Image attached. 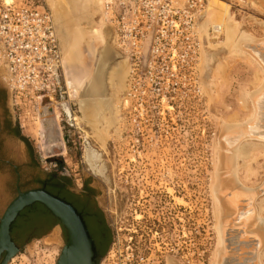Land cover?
Returning <instances> with one entry per match:
<instances>
[{
	"label": "rangeland",
	"instance_id": "374dc122",
	"mask_svg": "<svg viewBox=\"0 0 264 264\" xmlns=\"http://www.w3.org/2000/svg\"><path fill=\"white\" fill-rule=\"evenodd\" d=\"M22 1L25 4L32 1L43 4L53 16L54 24L58 23L55 30L59 36L64 65L68 70L64 66L69 96H65L64 100L57 98L53 104L44 99L38 106L24 101L16 104L14 98L6 93V106L40 172H65L72 180L89 179L93 182L98 204L106 216L110 230V244L102 264H218L222 248V213L216 188L219 177L217 170L223 157L219 137L225 127L230 129L252 119L236 123L244 120L247 115L242 102L244 92L253 89L247 97L250 102V98L264 85L262 81L254 89L255 67L228 55L227 59L225 55L228 52L225 49L213 51L208 48L210 43L216 44L223 39L222 33L218 39H209L207 47L202 50L210 55L209 59L205 60L201 53L198 67L201 103L195 104L192 109H174L169 116L164 115L159 120H148L145 117L140 128L135 129L129 125L121 107V100L127 89V62L125 87L114 101L119 106L120 119L115 124L117 132L113 125L114 128L112 126L109 129L108 140L102 147V142L100 145L98 141L102 135V124H94L95 129L91 119L81 115L78 96L90 75L92 76L91 71L98 68L99 57L106 51L114 52L111 55L113 54L115 62L125 60L116 45L114 29L105 14V4L109 0ZM231 1L224 0V4L217 5L226 9L225 4ZM233 1L238 5V10L233 8L229 12L227 8L226 16H231L254 39H263L264 0H260L262 6L258 5L259 0ZM62 4L66 6V10L62 8ZM75 7L76 14L73 15L71 12H75ZM233 12L235 16L232 18ZM66 13L72 15L71 18L69 15L65 16ZM217 13L220 15L219 11L207 9L202 23L205 24L204 31L218 25L219 17L214 16ZM66 17L70 20L72 17L76 18L75 21L72 19L74 26ZM219 26L222 31V22ZM85 42L87 46L92 45L94 58L87 74H79L71 69L69 61L74 58L80 61L84 59L87 47L84 46ZM106 44L108 46L104 48ZM98 53L100 56L96 59ZM223 56V64L217 66L216 63H220L219 58ZM67 72L73 79L70 84ZM1 75L0 69V87L4 88ZM214 77L219 81L213 85L208 83L210 87H207L206 80L210 81ZM107 89L109 96L111 88ZM103 100L98 98L99 102ZM92 102L93 99L90 103ZM65 105L71 107L69 121L62 112ZM45 114L50 116L57 129L58 140L53 147L41 125L47 122ZM22 149H16L17 153L22 152ZM237 153L233 170L236 181L246 188L260 182L252 188L256 189L264 181V170H260L264 166L263 159H257L258 164H253L258 171L257 176L243 184L237 177ZM89 154L98 155L100 173L89 165ZM14 198L10 197V202ZM176 199L182 200V203H178ZM257 224L258 222L256 226ZM62 246L63 242L56 228L50 235L25 242L8 264H55Z\"/></svg>",
	"mask_w": 264,
	"mask_h": 264
},
{
	"label": "built area",
	"instance_id": "2783aa9c",
	"mask_svg": "<svg viewBox=\"0 0 264 264\" xmlns=\"http://www.w3.org/2000/svg\"><path fill=\"white\" fill-rule=\"evenodd\" d=\"M108 2L107 20L129 64L121 100L129 125L140 128L145 117L159 120L174 109L200 104L201 53L209 39L222 35L219 25L202 29L209 0ZM226 4L229 12L238 10L235 1ZM59 44L53 17L43 4L0 0L1 80L16 104L39 106L44 99L53 104L69 96ZM65 106L69 113L62 112L69 121L71 107Z\"/></svg>",
	"mask_w": 264,
	"mask_h": 264
},
{
	"label": "bare ground",
	"instance_id": "6f19581e",
	"mask_svg": "<svg viewBox=\"0 0 264 264\" xmlns=\"http://www.w3.org/2000/svg\"><path fill=\"white\" fill-rule=\"evenodd\" d=\"M6 1L11 2L12 0H6ZM258 2L260 3L258 4ZM258 2L256 3L259 6L263 5L260 0ZM217 3L224 4L223 1L220 0H209L208 8L209 10L210 9H212V11L216 10L217 12L219 11L220 13V15L217 13L218 15H214V16L219 17L218 25L222 22L223 39L218 41L216 44L210 43L208 48H210V50L212 49L213 51L215 50L220 51L222 49H225L228 52V54L225 55L226 57L227 55L230 58L234 57L238 59L237 61L239 60L244 61L248 65L250 64L253 67H255L254 69L256 71V74L254 76L255 78L254 89H257L259 85L262 83V81L264 82L263 80L264 79V38L258 40H256V38L254 39L247 31L242 30L240 24L235 20L231 19V16L230 17L226 16L225 12L228 8L227 4H225L227 7L226 9H224V8H219ZM62 8H65L66 10V6L65 5L63 6V4H62ZM74 9H76V7L73 8V10ZM70 11L72 10H69V12ZM74 11L75 12H71L73 15L74 13L76 14V10ZM66 15L70 16V14L68 13H66L65 16ZM67 18L74 26V22H72L73 17L71 20L69 17H66V19ZM74 19L76 18L74 17ZM212 19H214V17ZM209 21H208V25H209ZM57 24L58 23H56V25ZM69 25L72 26L70 23ZM204 26L205 24L202 25V29ZM68 28L70 29L71 27ZM204 29H206V27ZM84 46H87V44ZM91 46L92 45H88L86 47L85 50L86 53L83 60L80 61V59L78 60L77 58H74L72 60L70 59L69 61L71 62L70 67L76 73L87 74L88 70L90 69L92 58H94V52ZM107 46L108 44H106L104 48H107ZM109 52L110 51H106L104 54L102 52L103 55H101V57H99L100 56L99 53L97 54L98 56L96 59H98L99 57L98 59L99 62H97L99 66L97 65L98 68L95 66L96 70L93 68L95 70V71L93 70L94 73L91 71L92 76L90 75V78L86 81L85 83L86 85L83 86L84 88L81 90V93H79V96L77 94V96L79 97L78 103L81 109V115L84 118L87 119L90 118L93 125L98 123L102 124L101 126V128L103 129L102 135H100L101 137L98 136L99 137L98 141L99 143L102 142V145L100 143L102 147L106 144V141L108 140L107 138L109 136V129L113 125L115 126V124H117L118 120L120 119V118L118 119L119 106L118 103L114 101L118 99L117 98L118 96L116 95L119 92H121L125 87L124 81L128 71L126 67L127 66L126 58L125 60H119L118 62H115V60L112 59L113 54L111 55V53L114 52L112 51L111 53ZM82 53L84 54V51ZM202 54L205 60L209 59L210 55L207 54L206 51L205 53L202 52ZM60 56H61L63 74H64V81H65V85L67 86L65 80L67 79L65 75V68L67 70V66L66 64L64 65L61 49H60ZM229 57H227V59ZM219 59L221 60V62L216 63L217 66L223 64L225 57L223 56V58L221 57ZM206 69L207 66L205 62L204 70ZM66 74L70 84V80L73 81V79H71L68 76V72ZM217 81L219 80H216L215 77L210 81L206 80L207 83L206 86L210 87L209 84L213 85V83H216ZM107 83L109 85L108 87L111 88L110 91L111 94L109 93L110 94L109 96L107 93L108 92L107 90H109L107 89L108 88ZM251 91H253V89L250 91H245L244 98L242 97L243 99L242 102L246 108L247 115L245 116L244 120L242 121L238 120V122L236 123L241 124L243 121H246L247 119L250 118L252 119L247 123L234 126L233 128L230 129H228L229 127H225L220 135L219 144L223 157H222V162L221 164H219L217 170L219 177H218V185L216 188V194L219 201L221 200L220 206H221L222 214L220 218L221 219L220 238L222 240V248L219 253V261L217 262L218 264H264V181L256 189H252V188L256 187L260 182L256 186H253L255 185L254 183L252 187L249 188H246L244 186L242 187L241 184L238 183V181H236L233 172L234 163L236 161L235 156L238 147H239L237 153L238 163L236 166L237 167L236 170H237V177H239L240 181L243 182V184L244 181L245 182L250 181L252 178L257 176L258 171L253 166L254 163H257L256 160L263 159L264 161V85L259 88L257 93H255L254 96H252V98H250V102H249V98L247 97H249ZM105 93L107 94L105 95ZM98 98L104 99L103 102L102 101L99 102ZM92 99L94 102L90 103ZM246 99H248V101ZM64 109L67 113H69V109L66 108V106ZM45 118L47 119V124L50 125L52 128H54V124L50 116H47V114H45ZM94 128L96 129V126ZM114 130L116 131L117 127L114 128ZM98 132L99 131H97V133ZM94 133L96 135L100 134V132L99 134H97L96 132ZM50 143H55V140ZM97 156L89 154L88 162L89 165L96 172L100 173L101 170L98 165L99 161ZM260 170H264L263 165L261 166ZM219 190L220 192L218 193ZM176 200L178 203L180 204L182 203V200L180 199H176ZM257 222L258 224L256 226Z\"/></svg>",
	"mask_w": 264,
	"mask_h": 264
},
{
	"label": "flooded vegetation",
	"instance_id": "af4514ba",
	"mask_svg": "<svg viewBox=\"0 0 264 264\" xmlns=\"http://www.w3.org/2000/svg\"><path fill=\"white\" fill-rule=\"evenodd\" d=\"M4 88L0 87V183L3 182L0 192H4L10 198L16 197L18 192L38 189L70 206L91 241L92 260L102 264L104 257L101 255L110 239V230L106 216L98 204L97 190L93 182L89 179L72 180L65 172L49 174L38 170L25 141L18 134L17 125L8 112L6 106L8 91ZM41 125L45 130L44 135L50 137V142L58 140L55 124L54 128L47 122ZM6 138L20 141L23 153H17L16 149H21L19 145L14 146L13 152H9L5 144ZM56 228L64 245L68 239L66 228L48 208L40 203H34L17 215L10 225L9 232L11 241L20 250L25 242L50 235ZM4 258L3 253L0 256V263Z\"/></svg>",
	"mask_w": 264,
	"mask_h": 264
},
{
	"label": "water",
	"instance_id": "95a60500",
	"mask_svg": "<svg viewBox=\"0 0 264 264\" xmlns=\"http://www.w3.org/2000/svg\"><path fill=\"white\" fill-rule=\"evenodd\" d=\"M34 203H40L48 208L67 230L68 239L61 248L55 264H99V261L94 262L92 260L91 241L73 209L59 199L38 189L23 193L18 192L3 212L0 218V256L4 253L5 258L0 264H8L10 259L18 253L19 250L11 241L9 228L17 215L24 208Z\"/></svg>",
	"mask_w": 264,
	"mask_h": 264
},
{
	"label": "crops",
	"instance_id": "0c3cea01",
	"mask_svg": "<svg viewBox=\"0 0 264 264\" xmlns=\"http://www.w3.org/2000/svg\"><path fill=\"white\" fill-rule=\"evenodd\" d=\"M5 144L9 152H13L14 146L18 147L19 145L20 147H22V143L18 141L17 139L12 140L11 138H6ZM55 144H57L56 141L55 143H51V147L55 146ZM0 186H3V182L0 183ZM9 203H10V198L8 197V195H5V193L1 191L0 192V214H2L5 211Z\"/></svg>",
	"mask_w": 264,
	"mask_h": 264
},
{
	"label": "trees",
	"instance_id": "16d2710c",
	"mask_svg": "<svg viewBox=\"0 0 264 264\" xmlns=\"http://www.w3.org/2000/svg\"><path fill=\"white\" fill-rule=\"evenodd\" d=\"M51 174H52V173H51ZM109 244H110V239L108 240V243H107V245H106V248L104 249V251H103L101 257L105 256V253H106L107 250H108Z\"/></svg>",
	"mask_w": 264,
	"mask_h": 264
}]
</instances>
